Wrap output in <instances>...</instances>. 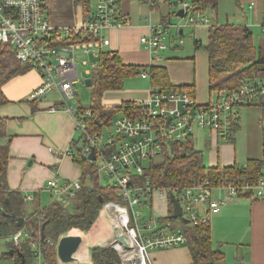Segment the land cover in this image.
<instances>
[{"label": "built area", "instance_id": "built-area-1", "mask_svg": "<svg viewBox=\"0 0 264 264\" xmlns=\"http://www.w3.org/2000/svg\"><path fill=\"white\" fill-rule=\"evenodd\" d=\"M175 5L183 9L191 26L209 23L200 12L193 11L190 2L179 0ZM126 23L119 14L116 0H99L92 17L86 23L72 27L52 26L45 15L44 0H0V44L11 45L16 59L35 69L42 78L41 84L29 93V100L43 102L50 94H55L59 106H52L50 111L64 110L74 115L81 139L72 142L63 155L71 159L79 156L88 159L95 149V163L100 160L98 170L108 177L109 185L123 200L122 203L104 205V208L110 205L118 210V227L123 229L128 241L126 247L116 239L115 244L121 247L118 252L122 260L126 257L138 264H152L149 251L187 243L183 230L174 222H161L153 210L145 215L144 202L155 194L169 198L170 192L174 193L182 207L180 218L196 225L209 223L211 215L219 213L240 193L264 198V176L255 184L213 186L208 180H201L183 189L176 186L155 188L149 180L145 184L136 180L148 174L150 165L148 167L146 163L161 155L165 143L185 140L188 135H193L195 127L228 132L236 122L238 105L257 103L264 96V81L256 79L246 83L205 106L199 105L186 91H163L153 86L149 99L140 104L134 114L119 118L115 124L116 133L103 143L101 134L92 132L89 125L92 108L82 107L77 99L75 86L82 80L77 55L82 53L89 58H98L110 45V39L103 32ZM165 33L166 26L153 28L150 35L141 40L154 58L168 48L163 40ZM149 71V68L144 69L141 76L150 77ZM97 125L103 127L105 123L100 120ZM46 189L54 202L68 206L83 185L80 180H62L55 175L47 181ZM215 190L220 195L218 199L214 198ZM32 200L30 195L24 198L26 204ZM29 236L26 229L15 232L14 245L20 247L22 239ZM130 248L134 249L133 253ZM32 249L33 264H46L40 241H33Z\"/></svg>", "mask_w": 264, "mask_h": 264}, {"label": "crops", "instance_id": "crops-1", "mask_svg": "<svg viewBox=\"0 0 264 264\" xmlns=\"http://www.w3.org/2000/svg\"><path fill=\"white\" fill-rule=\"evenodd\" d=\"M98 1L46 0V5L44 3L45 9H48L46 17L54 27L79 26L92 17ZM178 1L116 0L119 14L127 23L122 27L103 32V35L110 39V45L105 47L104 51L116 52L125 65L143 70L164 69L168 79L167 84H161L164 88L190 89L194 93L196 102L205 106L215 102L220 96L210 89L209 55L205 50L209 43L212 20L207 17V14L209 23L191 26L185 15L184 17L178 15L181 9L175 5ZM237 3L240 6L239 0ZM176 7H178L177 12H173L172 8ZM249 9H254V19L262 26L263 36L260 37L258 49H264V0H253ZM175 17L180 18L183 23L174 24L172 21ZM243 19H246V22L243 23ZM247 22V18L243 16L237 24L247 26ZM160 26H166L163 40L168 48L154 58L141 40L149 36L153 28ZM186 28L189 29L191 38L195 40L193 53L190 55L181 52L184 51L182 49L185 44ZM254 48L257 49L255 44ZM139 77L142 79V84L124 93L121 104L109 109L120 107L125 102L142 104L149 99L151 88L156 81H153L151 76L143 78L141 73ZM256 77L264 81V66L259 67ZM41 82L42 78L35 69L29 68L26 72L13 76L3 86L8 102L0 106V117L4 120L5 132L8 135L5 140H8L10 149L8 184L12 191L33 197V200L25 206L28 215L54 202L52 194L46 189L47 181L53 176L58 175L62 180H80L81 182L84 180L91 185L90 174L85 172L86 166L94 165L100 172L98 161L92 164L90 160H85L81 156L71 159L63 155L72 142L81 139V135L76 128L73 114L64 110L50 111L52 106H59L57 96L48 97L43 102L29 100V93ZM125 82L126 80L123 88L118 91L124 90ZM79 103L82 105L81 102ZM252 107L261 110V113H256L255 122L259 131L264 132V106L260 103L238 109L239 128L233 142L226 141L221 133L195 127L194 145L202 152L203 161L207 167L225 168L235 164L243 165L251 159L264 161L262 149L264 136L257 130L253 145L249 144V149L238 160L241 156L240 141L243 133L240 112ZM109 123L105 126H110ZM196 132L199 133L198 139L195 136ZM99 174L98 178H100ZM43 195H47L51 203L41 208ZM214 198H220L219 193L214 194ZM169 199L159 193L152 198V210L160 219L167 217L170 207L171 209L173 207ZM152 210L144 206V211H147L145 215ZM209 226L210 232L212 230L214 235L217 231H221V228L225 232L217 249L224 254L225 264H264V198H259L255 194L254 196L245 194L235 198L223 206L219 213L211 215ZM9 232V235L15 233L12 227L9 228ZM228 244L233 245V252L227 247ZM212 247L215 248L213 238ZM152 258L154 264H193V257L187 245L161 249V251L153 252Z\"/></svg>", "mask_w": 264, "mask_h": 264}, {"label": "trees", "instance_id": "trees-1", "mask_svg": "<svg viewBox=\"0 0 264 264\" xmlns=\"http://www.w3.org/2000/svg\"><path fill=\"white\" fill-rule=\"evenodd\" d=\"M182 1L190 2L194 12H200L206 17L209 10L218 9L222 0ZM205 50L209 55L210 89L219 95L229 94L244 84L256 80L259 67L264 66V49L254 48L253 33L246 25L230 22L212 25L209 31V43ZM93 67L90 77L91 86L96 88L100 96L108 91L121 90L127 78L137 76L143 71L142 68L123 64L116 52L104 50ZM29 68L32 69L28 64L16 59L11 45L0 44V106L8 102L3 92L4 84L13 76L22 74ZM149 70L152 80L156 81L154 86L163 91H186L195 99L194 93L190 89L164 88L162 85L168 83L164 69L149 68ZM98 103L94 102L93 106L90 107L93 110V116L89 120V125L92 132H99L101 136H103V127L97 125L100 120L107 125L115 113L122 112L124 115L126 113L131 115L140 106L138 103L125 102L120 107L106 109L102 105L99 106ZM259 103L264 106V96L260 97L257 103L238 105V109ZM238 128L239 117L237 116L236 122L232 123L228 132L221 133L222 137L226 141L233 142ZM6 138L8 135L5 132L4 120L0 117V237L6 236L7 233L9 235L10 227L15 232L25 228L30 236L23 241L22 245L16 247L13 242L10 244V250L16 251L14 255H17V264H22L18 252L24 255L25 264H33V241H40L46 264L57 263L55 245L63 233H67L72 228L90 229L94 225L103 204L100 201L101 198L103 201L112 199L118 203H122L123 200L111 185L101 187L98 178L99 172L94 165H87L85 172L90 174L92 182L91 185H88L86 181L82 180L83 189L73 201H78V203L65 206L59 202H53L42 210L29 215L26 214L25 196L23 193L12 191L8 184L10 149ZM159 156L163 157L160 163L154 164L155 160H153L150 163L148 174L137 177L136 180L139 184H145L149 180L155 188L176 186L183 189L193 182L208 180L213 186L222 183L241 186L245 183L255 184L264 176V161L259 159H251L243 165L235 164L225 168L207 167L204 164L202 152L195 148L192 134L188 135L185 140L165 143ZM245 194L240 193V196ZM246 195H252V193ZM169 202L172 205L171 199ZM152 203V199L145 201L144 206L152 210ZM13 214L15 219L12 218ZM20 217L24 218L25 221L21 227H17L16 221ZM180 219L173 216L171 209L168 216L160 219V221L170 220L183 230L187 238L186 245L193 257V264H225L224 254L212 247L209 223L196 225L190 222L185 224L184 218ZM42 230L45 234L44 240L41 239ZM72 232L81 233L78 230ZM50 241L55 244L51 245ZM113 247L119 251L116 244ZM114 248L109 246L108 248H93L91 250L93 263L119 264L121 262L120 257ZM14 255L5 254L9 257Z\"/></svg>", "mask_w": 264, "mask_h": 264}, {"label": "rangeland", "instance_id": "rangeland-1", "mask_svg": "<svg viewBox=\"0 0 264 264\" xmlns=\"http://www.w3.org/2000/svg\"><path fill=\"white\" fill-rule=\"evenodd\" d=\"M252 1L253 0H239V4H240V6H239L237 3V0H222L219 4L217 10H215V11L209 10L207 12V14H208L207 17L212 20V25H216V24H223L226 22H233V21L235 23H238V22H240V19H242L243 16H245L248 20L247 26L252 29L253 43L255 44V46L258 49L260 46V37L263 36V33L261 32L262 31L261 24H259L254 19V9L253 10L249 9L250 3ZM92 2H94V0H92ZM44 3L46 5V0H44ZM172 9H173V12H177L178 7L172 8ZM47 14H48V9H45V15H47ZM172 22L174 24H178L179 22L183 23V21L180 18L178 19L176 17L173 18ZM244 22H246V19H243V23ZM184 40H185V44H184L183 49H182L184 51H181V52H184L185 54L190 55L193 53V49H194L193 44H194L195 40H193L191 38L190 31L187 28H186V35H185ZM185 54L183 56H185ZM77 61H78V70L80 72L82 80L75 86V91L77 94L78 101L81 102V104L84 106V108L92 107L94 102L95 103L99 102L98 103L99 106L102 105V106L106 107L107 109L114 107V106H118L123 101L122 95L124 93H126L127 91H130V90H134L135 87H138L142 84L141 77H139V75H137V76L130 77V78L126 79L123 91H117V92L109 91V92L103 93L100 96V93L96 90L95 87H93L91 85L90 86L86 85V80L91 77V73H92L93 68H94L93 65L97 62V58H95V57L89 58L88 55L85 56L82 53H80L77 55ZM88 71H89V73H87ZM48 97L49 98H55L56 95L50 94ZM257 112L261 113V110L259 111V109H255L254 107L247 109V110L244 109L243 111L240 112V116L242 118L243 133L241 134V141H240L241 156L238 157V160H240L244 156L245 152L249 149V144L253 145L254 134H255L256 130L260 134L263 133V136H264V132L259 131L258 125L255 122ZM121 116H122V112H118V113H115L114 115H112V119L109 123L110 126H104L102 129L103 130L102 141H104V140L106 141V138L110 134L114 135L116 133L115 124ZM197 132H196L195 136H197V139H198L199 133H197ZM199 143L202 144L203 142H199ZM263 143H264V140H263ZM262 149L264 150V147H262ZM162 159H163V157H161V156L157 157L154 161V164L160 163L162 161ZM98 163L100 164V160H98ZM147 165L149 167L150 163L149 162L146 163V166ZM99 173H100L99 174V176H100L99 185L101 187L109 186L110 181H109L108 177H106L102 172H99ZM91 187H93V186H91ZM214 194H218V192L215 190ZM112 202L115 203L116 201L112 200V199H108L106 201H103L101 209L97 215V218L95 219V222H97V225L94 228H93V226L90 229L72 228L67 233H72V234L80 233V232H72L73 230H78V231H81V233L85 236V235H88V233H91V231H92L93 233L90 235V237L94 241V245L92 247L94 249L95 248H106V247H104V245L103 246L102 245L96 246V245H97V242L99 241L100 238L108 237L104 233L105 230L110 231V232L112 230V229H110L111 225L107 222V219L101 220V218H100L102 211L103 210L105 211L104 205L108 204V203H112ZM49 203H51L50 199L47 198V195H43L41 208H44ZM73 203L76 204V203H78V201L72 202V203H70V205H72ZM110 208H111V211L109 210L110 215L108 214L110 217V221L117 220L118 215H119L118 210L115 207H111V206L108 207L106 210H108ZM170 210H171V207H170ZM172 211H173V207H172ZM146 212L147 211H144L145 214H147ZM106 214H107V212H106ZM112 227L113 228L115 227V225L113 223H112ZM211 233H212V238H213V246L215 247L214 249H218L219 245L221 244L219 241L223 240L225 232L221 228V231H217V233H215V235H214L212 230H211ZM63 234H66V232ZM83 235H81V236L84 237ZM12 237H13V235H8V233L6 234V236L0 237V264H17V255H14L13 257L5 256V254H7L10 250V244H12V242H13ZM25 239H27V238L22 239L21 245ZM116 239L117 238H116V230H115L113 238L110 239V236H109L108 237V244H106L105 246H107V248H108V246L114 248L113 245L115 244ZM88 245L90 246L91 243H88ZM56 246H57V243H56L55 247ZM227 247H229V249L233 252V249H234L233 245L228 244ZM114 249L120 257L121 262L119 264H125V262H123V260L121 258L120 253L117 251L116 248H114ZM130 250L133 253L134 249L130 248ZM156 251H161V250L149 251V258H150L152 264H154V260L152 258V253L156 252ZM3 254H4V256H3ZM53 264H60V263L57 259V263H53ZM92 264H94V263H92ZM129 264H138V263L132 261Z\"/></svg>", "mask_w": 264, "mask_h": 264}, {"label": "water", "instance_id": "water-1", "mask_svg": "<svg viewBox=\"0 0 264 264\" xmlns=\"http://www.w3.org/2000/svg\"><path fill=\"white\" fill-rule=\"evenodd\" d=\"M178 15L184 17L183 9H180L178 11ZM249 30L252 31V29L250 27H249ZM91 83H92L91 78L86 80V85L90 86ZM96 158H97L96 152H95V149L93 148L92 152L88 156V160H90L91 162H95ZM169 197L173 203V216L175 218H180V216L182 215V207H181L179 201L177 200L174 193L170 192ZM100 201H101V203H103L102 198ZM12 218L15 219L14 214L12 215ZM24 221L25 220L22 217L17 218V221H16L17 227H21L24 224ZM183 222L185 224L190 223V221L187 219H183ZM96 225H97V222L94 223L93 227ZM43 229H44V227H43ZM116 233H117V235H116L117 241H119L120 243H122L126 247H128V241H127L125 233L123 232V229L118 227L116 230ZM41 239L42 240L45 239V234H44L43 230H42V234H41ZM82 243H83V237L81 235H73L72 233H66V234L61 235L58 242H57V246H56V255H57V259H58L59 263L66 264V263H70V262L75 261L76 260V254H77L78 250L80 249ZM15 252H16L15 250L11 249L9 251V254L14 255ZM18 255L22 259V264H25L24 255L20 252H18Z\"/></svg>", "mask_w": 264, "mask_h": 264}, {"label": "bare ground", "instance_id": "bare-ground-1", "mask_svg": "<svg viewBox=\"0 0 264 264\" xmlns=\"http://www.w3.org/2000/svg\"><path fill=\"white\" fill-rule=\"evenodd\" d=\"M110 205H106L105 206V211L103 210L102 213H101V220H105L107 219V222L111 225L110 231H107L105 230L104 233L109 237L110 236V239L113 238V235H114V231L117 229L118 227V220H113V221H110V217H109V210L111 211V208L106 210ZM107 212V214H106ZM109 214V215H108ZM110 221V222H109ZM112 223L115 225V227L113 228L112 227ZM93 232L91 233H88V235H83L82 233H76V234H73V235H83V243L80 247V249L78 250V253L76 255V260L73 261V262H70V263H66V264H92V260H91V250H92V246L94 245V241L92 240V238L90 237V235L92 234ZM109 234V235H108ZM108 237H102L99 239V241L97 242V245L96 246H99V245H104V247H107L105 246L106 244H108ZM88 243H91V245L89 246ZM119 247V250H121V247L120 245H117ZM132 253V252H131ZM130 255V254H129ZM123 262H125V264H129L130 262H132V259L130 258H126L124 257L123 258ZM60 264H63V263H60Z\"/></svg>", "mask_w": 264, "mask_h": 264}]
</instances>
